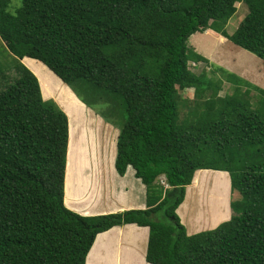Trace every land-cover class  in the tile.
Returning a JSON list of instances; mask_svg holds the SVG:
<instances>
[{
    "label": "trees",
    "instance_id": "1",
    "mask_svg": "<svg viewBox=\"0 0 264 264\" xmlns=\"http://www.w3.org/2000/svg\"><path fill=\"white\" fill-rule=\"evenodd\" d=\"M241 1L247 13L229 33ZM11 4L0 0L12 57L0 61V264H85L98 233L128 223L148 227L151 264H264V88L227 73L234 92L220 95V79L189 68L208 60L187 44L211 28L264 62V0ZM24 57L119 129L114 168L133 167L144 208L84 215L65 205L69 117ZM201 169L228 172L231 216L190 234L177 209Z\"/></svg>",
    "mask_w": 264,
    "mask_h": 264
},
{
    "label": "rangeland",
    "instance_id": "2",
    "mask_svg": "<svg viewBox=\"0 0 264 264\" xmlns=\"http://www.w3.org/2000/svg\"><path fill=\"white\" fill-rule=\"evenodd\" d=\"M19 3L20 0H12L10 10L14 11ZM236 7L235 13L226 23V29L229 33L235 30L240 20L247 13V6L244 2H236ZM187 44L188 47L208 60V62L189 60V68L196 73L204 70L213 79H220L222 82L220 95L234 92L232 82L227 81V73H232L253 85L264 88V62L262 59L237 46L219 32L211 28L203 32H195L190 35ZM35 60L24 57L22 62L36 74L43 97L52 98L59 105H63L62 107L69 117L68 140H73L75 144L74 159L69 156L68 146L67 163L71 166L72 163L76 162L77 167L71 186V205L66 202V189L69 183L68 171L66 172L65 205L81 213V208L87 209L94 205H101L98 211H108L113 209L110 203L115 207L123 202L135 206L140 203L145 204V186L139 178L134 176L133 167L128 166L123 176L119 175L114 168L116 138L119 129L106 122L100 114L96 113L98 108L96 103L93 102L96 109L87 106L57 75L42 62ZM0 61L10 64L12 62V57L2 40H0ZM222 68L225 71L221 70ZM240 87L244 89L247 86L241 83ZM183 94L185 97H193V88L185 90ZM117 109V113L123 115L124 108L118 106ZM197 171L191 184L186 187L184 199L177 209L181 222L190 234L215 228L231 216L228 172L211 169ZM217 171L223 172L218 173ZM196 178L199 180L196 181ZM121 182H124L123 187ZM122 189L128 191L124 197L127 196L129 201L123 198ZM156 215L157 218L165 219L163 213ZM89 263L91 260L88 261Z\"/></svg>",
    "mask_w": 264,
    "mask_h": 264
},
{
    "label": "crops",
    "instance_id": "3",
    "mask_svg": "<svg viewBox=\"0 0 264 264\" xmlns=\"http://www.w3.org/2000/svg\"><path fill=\"white\" fill-rule=\"evenodd\" d=\"M121 185L123 187L124 182H121ZM121 191L123 193V198L129 201L127 196L126 198L124 197V195L128 194V191H125V189H122ZM110 205L113 209L108 211H98V208L101 207V205H94L93 207L89 206L87 209L83 207L80 209V212L84 215H93L110 213L112 211L116 212L134 207H145L144 203L135 206L131 203L127 205V202H123L117 207L112 203H110ZM148 234L149 230L147 226H139L135 223L113 226L106 231L100 232L96 235L86 256L85 264H88L89 260H91L92 264H151L145 259Z\"/></svg>",
    "mask_w": 264,
    "mask_h": 264
},
{
    "label": "bare ground",
    "instance_id": "4",
    "mask_svg": "<svg viewBox=\"0 0 264 264\" xmlns=\"http://www.w3.org/2000/svg\"><path fill=\"white\" fill-rule=\"evenodd\" d=\"M22 61H23V59H22ZM36 61V60H35ZM35 61H32V62H35ZM39 61V60H38ZM39 63V62H38ZM59 78V77H58ZM60 79V78H59ZM71 122H72V120H71ZM92 122V121H91ZM97 122H99V121H97ZM91 125V124H90ZM75 154H76V151H75V144L73 143V140H70L69 141V156H70V158L71 159H74V157H75ZM77 165V163L76 162H74V163H72L71 164V166L69 165V163H68V165H67V169H66V171H68V175H69V177H68V179H69V183H68V187H67V191H66V202L67 203H69V205H71L70 203H71V200H70V197H71V186H72V184H73V181H74V178H75V171H76V166ZM69 166H70V168H69ZM218 173H222L223 171H217ZM197 180H199V178H196V181ZM99 241V240H98ZM89 264H91V263H89Z\"/></svg>",
    "mask_w": 264,
    "mask_h": 264
},
{
    "label": "water",
    "instance_id": "5",
    "mask_svg": "<svg viewBox=\"0 0 264 264\" xmlns=\"http://www.w3.org/2000/svg\"><path fill=\"white\" fill-rule=\"evenodd\" d=\"M61 106V105H60ZM63 106V105H62ZM61 106V107H62ZM62 109H63V107H62ZM64 110V109H63ZM65 111V110H64ZM69 141V140H68ZM68 146H69V144H68ZM67 154H68V147H67ZM67 160H66V169H67ZM67 172V171H66ZM65 180H66V174H65ZM66 183V182H65ZM175 190V188L172 190V191H170L169 193H168V195L171 193V192H173Z\"/></svg>",
    "mask_w": 264,
    "mask_h": 264
},
{
    "label": "clouds",
    "instance_id": "6",
    "mask_svg": "<svg viewBox=\"0 0 264 264\" xmlns=\"http://www.w3.org/2000/svg\"><path fill=\"white\" fill-rule=\"evenodd\" d=\"M61 80V79H60ZM62 81V80H61ZM63 82V81H62ZM189 89V88H188Z\"/></svg>",
    "mask_w": 264,
    "mask_h": 264
}]
</instances>
